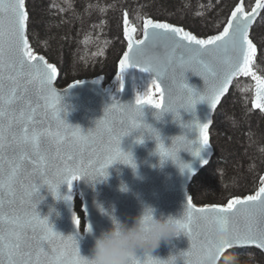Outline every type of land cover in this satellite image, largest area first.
I'll list each match as a JSON object with an SVG mask.
<instances>
[{
	"label": "snow or ice",
	"instance_id": "6c2138e0",
	"mask_svg": "<svg viewBox=\"0 0 264 264\" xmlns=\"http://www.w3.org/2000/svg\"><path fill=\"white\" fill-rule=\"evenodd\" d=\"M25 7V0H0V264H88L79 254L76 239L55 232L48 219L37 213L38 189L35 185H26L21 179L27 170L26 165H33V172L29 175L41 169H54L55 180L46 181V184L56 199H61L60 185H67L71 191L72 183L81 177L90 181L106 177V168L113 162L119 161L135 168L131 154L121 150V136L114 134L108 125L110 112L118 110L125 118L121 119V124L131 120L132 126L136 127L135 122L143 120L146 108L159 110L155 113L157 118L163 113L179 112L173 107L178 93L187 98L179 108L186 112H194L198 102H207L215 108L233 76L240 73L247 76L252 72L250 66L257 49L249 39V27L258 9L264 8V0H256V7L251 12H244L242 6H237L223 31L207 39H198L169 23L145 19L144 39L134 42L129 33L135 29L127 27L125 15L124 35L128 38V51L120 61L119 91L124 89V74L133 68L154 77L151 84L161 99L157 102L151 94L147 98L137 94L134 103H116L105 108L103 119L96 121V128L103 129L114 146L108 148L109 155L99 168L92 160L87 165L84 163V151L89 147L94 150L96 133L91 130L83 133L79 127H73L61 118L60 113L64 111L60 106L62 93H57L51 86L56 68L43 61V57L34 56L29 49L26 36L29 15ZM161 48L163 52L159 51ZM189 71L203 78L205 88L202 92L186 83L185 73ZM254 79L256 99L260 102L254 101L253 107L264 111V79L255 75ZM164 81L168 82L167 106L162 87ZM30 87L51 110L52 119L59 127L55 134L50 132L49 136L54 135L58 144L67 145L66 154L62 155L59 148L52 154L43 146V134L35 127V109L31 107L28 96ZM21 104L24 106L18 107ZM181 126L195 132L198 130L202 147H197L192 155L200 157L209 143L208 123L193 119ZM59 128H63V133ZM149 132L157 141L162 163L171 159L181 171L187 168L192 172L188 164L179 160L177 150H169L161 143L154 128L149 127ZM201 161L206 163L203 158ZM62 199L71 201V196L65 195ZM73 223L80 227V220L74 214ZM177 224L179 232L191 241L189 250L182 253L187 264H209L218 252L234 245H256L264 249V187L254 195L230 200L226 207L213 205L194 209L189 200L188 208ZM214 224L226 233L224 238L218 239L214 235ZM89 230L86 225L85 231ZM45 241L52 246L50 251H45ZM130 264L155 262L151 258L141 260L133 257Z\"/></svg>",
	"mask_w": 264,
	"mask_h": 264
},
{
	"label": "water",
	"instance_id": "95a60500",
	"mask_svg": "<svg viewBox=\"0 0 264 264\" xmlns=\"http://www.w3.org/2000/svg\"><path fill=\"white\" fill-rule=\"evenodd\" d=\"M235 10L236 9H234V11ZM262 11L263 8L258 9L256 18L249 27V36L252 27ZM134 33L135 32L129 33L134 42L143 40L144 24L140 38L136 39L137 37H135ZM125 39L127 42L125 52H127L128 38L125 37ZM29 49L34 56L38 58L43 57L32 49L30 42ZM159 51L163 52V49L161 48ZM125 52L120 61L124 58ZM43 61L50 63L44 57ZM120 61L118 63V75H120ZM53 67L55 66L53 65ZM250 67L252 72L249 75L246 76L240 73L231 78L227 84V91L220 97L215 108H211L207 102H198L195 105L194 112H186L184 109L179 108L182 103L186 102L187 98L178 93L176 103L173 107L177 108L179 112L174 114L171 112L163 113L157 118L155 113L159 112V110L146 108L144 110L145 114L143 120H137L135 122L137 125L136 127L132 126L133 122L131 120H127L125 124H121V119L125 118L121 116L118 110L111 111L107 118L108 125L113 128L114 134H119L121 136L120 147L124 152L131 153L135 168L119 161L113 162L106 168V177H98L95 181H90L87 177H81L79 180L72 183L71 191H69L67 185H60L59 193L61 199H54L48 184H46V181L55 180L52 174L54 169H41L40 172L29 175L33 172V165L28 163L26 165L27 170L22 173L21 179L24 180L26 185H35L38 189L36 194V200L38 201L36 204V211L39 213L40 217H47L53 230L60 235L65 237L69 235L73 236L76 239L79 254L87 258L91 255L94 237L112 226L111 216H115L121 221L131 223L132 217L141 212L144 204H148L156 209L157 216L161 214L165 216L172 215L180 219L188 208L189 200L194 209L213 206L194 204L188 193V188L193 178L200 170L209 164L212 158L213 150L210 146L209 129L212 124L214 112L222 99L228 94L233 81L240 77L250 78L254 83V100L257 102L256 84L253 79V74H256L253 69V63ZM58 75L59 72L56 69V76L51 86L57 93H62L60 106L64 111L60 113L61 118L69 125L79 127L83 133H87L90 130L96 133L97 139L94 150L92 147H89L84 151V163L87 165L88 161L92 160L95 162V167L99 168L107 155H109L108 148L114 145L110 144L109 136L103 129L97 130L96 121L103 119L106 107L110 108L116 103L127 104L131 101L134 103V98L137 94L147 98V91L143 89L146 83L151 84L154 77L150 76L148 73H141L139 70L130 68L124 74V89L120 92L119 80L117 86H114L116 89H112L111 87L113 86H104L102 77L78 80L79 83L75 81L63 88H58L56 86ZM185 76L186 83L190 87L197 91H203L205 85L202 77L193 74L191 71L185 73ZM70 85L73 86L69 88ZM162 87L165 89V106H167L168 82L164 81ZM154 92L157 98L152 96L151 98L159 102L161 96L155 90ZM28 96L31 98V107L35 109V127L43 134V146L50 149L52 154L56 152L57 148H59L62 155L66 154L68 151L67 145L58 144L54 135L49 136L50 132L55 134L59 126L52 119L51 110L45 107L46 101L44 99H38L35 90L31 87ZM23 106L24 105L21 104L18 107ZM261 112L264 116V111L261 110ZM193 119L198 120L200 123H208L207 134L209 143L207 149L201 151L200 157L192 155L197 147H202L199 143L200 137L198 130L195 132L194 129L191 130L181 126L182 124L190 123ZM149 127L154 128L158 132L161 143H163L165 147L169 150L178 151L177 156L179 160L190 166L192 169L191 173L187 168L181 171L178 164L171 159H167L163 163L161 162V157L157 152V141L149 132ZM59 130L63 133V128H59ZM201 158H203L206 163L200 162ZM57 163L59 162L57 161ZM262 186L264 187V185ZM74 191H77L79 198H74ZM65 195H70L71 201L62 199ZM239 198L242 199L244 197ZM76 199L79 200L81 204L80 211L84 221L83 231H81L80 227L77 228L73 223V214L77 216L74 204ZM226 206L227 205L221 207ZM86 225L89 226L90 231H85ZM55 243H57V245L59 244L58 241H55ZM45 245V251H50L52 246L49 245L47 241H45ZM190 247L191 241L188 236L184 233H180L178 236L172 238L169 243L165 244L162 242L161 246L155 250L152 255L154 257L167 258L170 252L172 254L187 252ZM245 248L257 249L264 255V249L256 245H234L224 251L223 255L218 259L217 264H219L220 260L231 250ZM137 255L143 260L144 257L142 254L138 253ZM183 264H187L185 258Z\"/></svg>",
	"mask_w": 264,
	"mask_h": 264
},
{
	"label": "trees",
	"instance_id": "16d2710c",
	"mask_svg": "<svg viewBox=\"0 0 264 264\" xmlns=\"http://www.w3.org/2000/svg\"><path fill=\"white\" fill-rule=\"evenodd\" d=\"M238 1L25 0L27 37L32 49L56 66L58 88L98 77L109 84L127 47L125 15L137 38L145 19L181 26L178 21L185 17L191 26L184 28L206 39L225 26ZM249 38L257 49L253 69L264 79V23L257 19ZM253 99V81L240 77L215 110L209 129L212 158L188 188L194 204L225 206L255 193L264 182V121ZM225 256H236L241 264H264V256L253 248Z\"/></svg>",
	"mask_w": 264,
	"mask_h": 264
},
{
	"label": "clouds",
	"instance_id": "9594fccd",
	"mask_svg": "<svg viewBox=\"0 0 264 264\" xmlns=\"http://www.w3.org/2000/svg\"><path fill=\"white\" fill-rule=\"evenodd\" d=\"M110 218L112 226L94 237L91 255L84 257L88 264H130L131 258L138 257V253L145 258H151L155 264H183L184 252H170L167 258L152 255L162 242L167 244L180 234L177 224L179 219L172 215L157 216L156 209L148 204H144L141 212L132 217L131 223L121 221L115 216ZM213 231L218 239L226 235L223 229L215 224ZM226 249L218 252L209 264H217ZM224 264H241V261L236 256H225Z\"/></svg>",
	"mask_w": 264,
	"mask_h": 264
},
{
	"label": "rangeland",
	"instance_id": "374dc122",
	"mask_svg": "<svg viewBox=\"0 0 264 264\" xmlns=\"http://www.w3.org/2000/svg\"><path fill=\"white\" fill-rule=\"evenodd\" d=\"M248 5H249V7H248ZM237 6H242V8L244 9V12H249V11H251L255 6H256V0H239L237 3H236V5H235V8L234 9H236V7ZM246 8V9H245ZM234 9L232 10V12L234 11ZM246 10V11H245ZM231 12V13H232ZM231 15V14H230ZM230 15H229V18H230ZM183 17V16H182ZM228 18V19H229ZM149 19H151V20H153V21H155V22H160V21H156V20H154V19H152V18H149ZM185 19V20H184ZM189 21V19H187V18H185V17H183L182 19H180V21H178L179 22V24H182L181 26H178V25H173V24H171V25H173V26H176V27H180V28H183L185 31H188L189 33H191L189 30H187V29H185L186 27H190L191 26V22H188ZM258 20L259 21H261V23L263 24L264 23V8H263V11L261 12V14H260V16L258 17ZM228 22V21H227ZM162 23H167V22H162ZM170 24V23H169ZM227 24V23H226ZM226 24H225V26H226ZM184 25H185V28H184ZM197 25H198V23H197ZM126 26V25H125ZM183 26V27H182ZM224 26V27H225ZM129 28H131L130 26H128ZM202 27V25H200L199 24V28H201ZM224 27L223 28H221V30L218 32V33H216V34H214V35H218L220 32H222L223 31V29H224ZM215 31V30H214ZM135 32V31H134ZM192 34V33H191ZM134 35H135V33H134ZM194 35V34H193ZM124 37H125V35H124ZM135 37H136V35H135ZM198 38V37H197ZM136 39H138V38H136ZM199 39H203V38H199ZM207 39V38H206ZM56 67V66H55ZM57 69V68H56ZM118 77H119V75L117 74L115 77H114V79L109 83V84H104V86H117V84H118ZM78 81V80H77ZM75 82V81H74ZM65 87V86H64ZM147 95H149V94H151V96L152 97H154V98H157V95H156V93L151 89V92L149 93V89L147 90V93H146ZM255 100L253 99V102H254ZM256 109H258V108H256ZM260 112H261V110L260 109H258ZM262 113V112H261ZM262 115H263V113H262ZM263 121H264V116H263ZM210 146H211V144H210ZM212 147V146H211ZM212 150H213V148H212ZM263 184V183H262ZM262 186V185H261ZM260 186V187H261ZM74 204H75V210H76V213H77V216H78V218H79V220H80V229H81V231H83V223H84V221H83V215H82V213H81V211H80V208H81V204H80V201L79 200H75L74 201ZM262 254V253H261ZM263 255V254H262ZM264 256V255H263Z\"/></svg>",
	"mask_w": 264,
	"mask_h": 264
},
{
	"label": "bare ground",
	"instance_id": "6f19581e",
	"mask_svg": "<svg viewBox=\"0 0 264 264\" xmlns=\"http://www.w3.org/2000/svg\"><path fill=\"white\" fill-rule=\"evenodd\" d=\"M246 9V8H245ZM246 11V10H245ZM255 76H257V75H255ZM253 79H254V74H253ZM254 82H255V84H256V80L254 79ZM139 83V82H138ZM112 89H116V87H111ZM149 88H151L153 91L155 90V87L152 85V84H145V86H144V89L143 90H148ZM258 103L260 102V101H257ZM213 121V120H212ZM209 140H210V137H209ZM208 165V164H207ZM205 168V167H204ZM203 168V169H204ZM201 171V170H200ZM199 171V172H200ZM198 172V173H199ZM264 185V184H263ZM263 187V186H262ZM74 198H79V194L77 193V191H74Z\"/></svg>",
	"mask_w": 264,
	"mask_h": 264
}]
</instances>
